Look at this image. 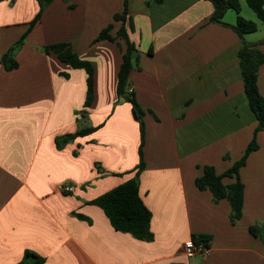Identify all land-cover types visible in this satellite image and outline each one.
Listing matches in <instances>:
<instances>
[{
    "label": "crops",
    "instance_id": "crops-1",
    "mask_svg": "<svg viewBox=\"0 0 264 264\" xmlns=\"http://www.w3.org/2000/svg\"><path fill=\"white\" fill-rule=\"evenodd\" d=\"M122 9L123 0H52L13 51L17 66L6 70L2 55L26 31L37 3L0 0V264H17L27 250L43 260L23 264H264V243L249 231L253 223L264 228V131L254 134L241 40L210 20L209 0H127L125 27L137 58L129 87L144 125L139 195L153 238L115 230L88 203L132 177L139 159L138 121L115 95L124 42L92 43ZM120 24L112 21L110 35ZM251 33L246 41L264 37L248 39ZM55 42H68L91 63L90 104L85 72L42 50ZM257 48L264 54V44ZM256 82L264 97V61ZM92 126L98 128L56 146L55 137ZM253 136L257 147L238 170L241 215L231 222L227 199L214 201L195 178L204 165L227 170ZM62 183L73 191L62 192ZM193 234L208 237L207 256L182 252Z\"/></svg>",
    "mask_w": 264,
    "mask_h": 264
},
{
    "label": "trees",
    "instance_id": "trees-1",
    "mask_svg": "<svg viewBox=\"0 0 264 264\" xmlns=\"http://www.w3.org/2000/svg\"><path fill=\"white\" fill-rule=\"evenodd\" d=\"M52 0H36L37 11L30 19L28 27L20 37L7 49L2 55V64L6 70L15 68L17 63L12 58L13 51L22 43L27 32L39 20L43 9ZM68 2L69 0H63ZM158 1V0H154ZM212 3L213 10L210 20L230 26L241 40V46L238 49V62L243 81V88L247 97L248 105L256 119V131H264V97L259 93L257 88V69L264 61V54L257 48L258 44H264V37L253 42L246 41L244 34L256 30L255 21L244 18L239 14L240 6L238 0H209ZM247 5L254 11L257 19L264 24V0H245ZM71 8L73 5L68 4ZM228 9H233L236 12V21L234 24H226L222 21L224 13ZM127 19V0H123V9L120 13L112 15V21L120 20L121 24L117 29L116 36L110 35L112 21L103 27L92 43L99 40L113 41L115 37H119L124 42V49L121 54V62L118 67L115 84L116 102L126 101L131 105L133 116L139 124L140 143L138 146V164L134 169V175L115 187L96 196L88 203L97 205L106 215L110 225L117 231L127 232L133 237L140 240H151L153 234L150 229L151 212L144 204L139 195V172L143 168L142 160V143L144 125L142 121V109L137 103L134 91L129 89V71L136 65L137 58L132 56L135 50V45L129 39L125 21ZM42 50L45 53L53 52L59 60L72 68L82 69L85 72L86 92L84 104L88 105L93 99V68L88 60L80 58L71 48L68 42H55L44 45ZM67 76L66 74H63ZM98 126L86 127L79 129L73 133H66L55 137V144L61 147L65 142L73 139L76 136L84 135L93 132ZM257 147L254 136L246 146L242 156L236 160L227 170L221 174H217L211 165H204L203 172L195 178V185L198 189H209L212 193L213 200L217 201L221 198H226L230 205L229 218L234 222L241 215L243 202V184L239 179L238 170L244 165L248 154ZM225 176H235V181L229 184H223L221 179ZM249 231L256 237H259L264 243V228L262 225L253 223L249 225ZM194 241H207L208 237L203 234H193ZM30 259L33 263L42 262L43 258L30 252L25 251L24 258L17 264H23L24 261Z\"/></svg>",
    "mask_w": 264,
    "mask_h": 264
},
{
    "label": "built area",
    "instance_id": "built-area-1",
    "mask_svg": "<svg viewBox=\"0 0 264 264\" xmlns=\"http://www.w3.org/2000/svg\"><path fill=\"white\" fill-rule=\"evenodd\" d=\"M129 89L131 90L130 87ZM59 189L62 192L70 193L73 191L74 187L70 183H62L60 184ZM181 250L187 257H205L209 254L210 247L207 241H194L191 238L182 243Z\"/></svg>",
    "mask_w": 264,
    "mask_h": 264
},
{
    "label": "rangeland",
    "instance_id": "rangeland-1",
    "mask_svg": "<svg viewBox=\"0 0 264 264\" xmlns=\"http://www.w3.org/2000/svg\"><path fill=\"white\" fill-rule=\"evenodd\" d=\"M238 1L240 4L239 14L259 24L258 29L252 32L250 35H248L247 38L253 39V38L259 37V35L264 31V25L257 19L254 11L247 5L245 0H238ZM235 15H236V12L233 9H228L222 19L223 21H231V20L234 21L233 19L235 18Z\"/></svg>",
    "mask_w": 264,
    "mask_h": 264
}]
</instances>
